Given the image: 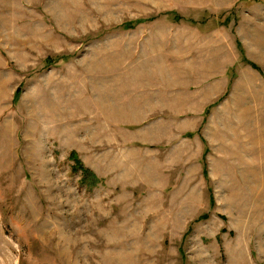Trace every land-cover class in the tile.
<instances>
[{
	"label": "rangeland",
	"instance_id": "obj_1",
	"mask_svg": "<svg viewBox=\"0 0 264 264\" xmlns=\"http://www.w3.org/2000/svg\"><path fill=\"white\" fill-rule=\"evenodd\" d=\"M0 264H264V0H0Z\"/></svg>",
	"mask_w": 264,
	"mask_h": 264
},
{
	"label": "trees",
	"instance_id": "obj_2",
	"mask_svg": "<svg viewBox=\"0 0 264 264\" xmlns=\"http://www.w3.org/2000/svg\"><path fill=\"white\" fill-rule=\"evenodd\" d=\"M175 19H180V18H177V16H176ZM137 23H138V22H135L134 24H137ZM134 24H133L132 22H131V23H127V24L124 25V27L127 28V29H129V28H131ZM239 44H241V43L239 42ZM239 46L242 48L241 45H239ZM242 52H243V54H244V49H242ZM244 57H245V55H244ZM244 59H245V61H247L248 63H250V65H252L253 67H255V68H257L258 70H260V68L257 66V64L251 62V61L248 60L246 57H245ZM260 71H261V70H260ZM20 92H21V91H18V92L16 93V99L18 98ZM71 157H72L73 159H76V160H77V163H78V164H77V167L73 168V170L76 171V172H79V170L81 171V173H82V175H83V177H82V183H86V184H88V185H91V183H94V182H92L91 178H93L95 181H97V178L94 176V174H93L88 168H86L84 165H82L81 162L78 160V156H77L76 152H72V153H71Z\"/></svg>",
	"mask_w": 264,
	"mask_h": 264
},
{
	"label": "crops",
	"instance_id": "obj_3",
	"mask_svg": "<svg viewBox=\"0 0 264 264\" xmlns=\"http://www.w3.org/2000/svg\"><path fill=\"white\" fill-rule=\"evenodd\" d=\"M262 72V71H261ZM203 122H204V120H203ZM188 133H190V132H188ZM191 134H193V132H191ZM204 138H207L206 140H207V142H208V144H210V145H214V146H216L217 147V151L216 152H220L219 150H218V140H215V139H211V138H209V137H206L205 135H204ZM204 138H202V140H201V138H200V141L202 142V143H204V144H206V140L204 139ZM214 141V142H213ZM217 142V143H216ZM207 152V151H206Z\"/></svg>",
	"mask_w": 264,
	"mask_h": 264
}]
</instances>
